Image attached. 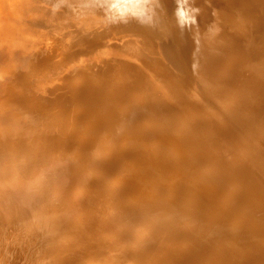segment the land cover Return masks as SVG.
Instances as JSON below:
<instances>
[{"label":"bare ground","instance_id":"6f19581e","mask_svg":"<svg viewBox=\"0 0 264 264\" xmlns=\"http://www.w3.org/2000/svg\"><path fill=\"white\" fill-rule=\"evenodd\" d=\"M72 1L0 0V225L9 224L10 233L19 235L4 238L0 263L40 238L46 256L41 264H264V201L255 195H264L259 180L264 175L249 172L258 161L257 154L251 156L254 144H264V103L258 101H264V0H241L235 7L231 0H196L200 10L209 7V24L201 20L203 12L195 19L194 0H133L144 15L123 18L115 10L104 17L94 8L86 13L82 3ZM233 9L245 25L246 42L236 41L231 29ZM129 32L140 46L129 44ZM200 46L204 50L197 53ZM101 96L114 103L106 105ZM222 104L232 108L220 114L238 129L214 120ZM72 111L84 118L70 120ZM92 118L89 130L84 120ZM66 119L71 127H64ZM232 129L239 132L234 143ZM157 139L158 148L150 145ZM91 142L97 146L89 148ZM168 142L180 154L191 147L188 155L195 160L202 154L213 169L221 165L217 148L230 147L235 168L220 176L223 213L197 223L192 215L164 217L143 207L149 202L143 180L129 178L141 167L136 163L141 149L151 151L154 162L168 153L167 162L178 170L185 166L165 150ZM93 149L97 157L90 160L86 153ZM120 169L122 178L113 181ZM69 188L75 199H91L83 208L95 206L105 214L96 237L89 239L99 227L90 208L59 212ZM231 188L236 195H228ZM33 203L52 210L46 223L37 219L30 227ZM127 226L135 228L133 235L121 232ZM220 236L240 246L208 245Z\"/></svg>","mask_w":264,"mask_h":264},{"label":"rangeland","instance_id":"374dc122","mask_svg":"<svg viewBox=\"0 0 264 264\" xmlns=\"http://www.w3.org/2000/svg\"><path fill=\"white\" fill-rule=\"evenodd\" d=\"M111 1H113L114 3L120 2L119 0H100L99 2H97V0H74V1H72L71 4L73 6L74 5L73 2H75V5H81V3H82L83 6H81L80 9L86 11V13H88V9L94 8L97 11L98 15L104 17V16L109 14L108 12L111 13L112 11H114V10L110 11V5L111 4H109L108 2H111ZM231 1L233 2L234 7L241 4V2H240L241 0H231ZM195 2H196V0H194L195 19L199 15L200 12H203L202 14H203V16L205 15V19L202 18L201 20L205 24H209L210 20H207V18L211 19L212 14H208V16H209L208 17L206 15V11H205V8H207L206 10L209 11V7L206 5L205 7H200L201 9H203V10H200L199 8H197V5H196V3H198V2H196V3ZM201 3H204V2H201ZM229 8H231V7H229ZM208 11H207V13H208ZM232 13H233V21H232L233 25H232L231 29L236 31V33H235V34H237L236 35V41H239V40L244 41L243 39H241V35L244 34V31L242 28H245V25L241 24L238 19H235V17L237 18L238 15L234 9H233ZM222 14H223L222 16L224 17L225 14L224 13H222ZM70 15L73 16V14H71V13H70ZM215 15H216V12H215ZM201 17H202V15H201ZM155 20H158V18H155L154 21L150 22V24L153 25ZM155 32H158V31H155ZM131 35H134V34L131 32L126 34V38L128 40H130L129 44H131L135 47L140 46V44L139 45L136 44L135 38L132 37ZM244 42H246V41H244ZM201 50H204V48H202L201 46L197 47V53H199ZM219 58L222 59V56H219ZM191 59L193 60L192 63L197 65V68H198V61H196V59H194V58H191ZM207 59H209V58H207ZM210 61L213 62V60H210ZM205 64L211 65L212 63L207 62ZM238 65L240 68H243V66H242L243 60L241 61V58L238 60ZM257 66H258V64L255 62H252L250 64L251 68H257ZM195 67H193V68L195 69ZM207 68H208V66H207ZM217 70H218V68L215 69L214 73ZM243 73H245V72H243ZM263 83H264V78H263ZM67 84L63 83V85L61 84L60 86L64 87L62 89H65V90L67 89V91L69 92V95L72 96L71 90H69V87H66ZM72 91H73V93H75L74 90H72ZM196 93L198 94V98L200 99V93H198V92H196ZM105 100L107 101L106 105L114 103V101L109 100L107 97L101 96L100 101L103 102ZM255 100H257V99H255ZM246 101H247V103H249L248 100H246ZM251 101L252 102H250V103L254 104L255 101L253 99H251ZM258 101L261 103H264V101H262V100H258ZM78 102H75V103H78ZM205 103H207V102L205 101ZM233 104H234L233 106L237 105L236 109H238V110L241 109L242 113L246 111L245 109H242L243 107L238 108L237 103H233ZM240 104H242V103H239V105ZM225 107H226V109H228L229 107L232 108L231 106L224 105V104H222L221 106L218 105L215 107V110L213 111L214 120H217L220 122V120H219V117H220L221 119H223L225 121V124L230 123V125H228V126H232V128H237L235 123L232 124L231 121L229 122V119H226L224 116H222L220 114L221 108L223 109ZM249 107H250V105H249ZM238 113L240 115V111H238ZM80 115L79 114L77 115V112L75 113L72 111V115H70L69 118H70V120H71V118H73V121L75 122L79 119L84 118L83 115L81 116L82 118H80ZM105 119H107L106 115H105ZM70 120H68V124L66 122L67 119L65 120L64 127H66V126L71 127V124L73 122L69 123ZM94 121L95 120L93 118L92 119H86V121L84 120L83 126H86L87 129L89 128V130H90V126H87V125H90ZM97 124H99V127H100L101 122H97ZM72 129L73 128H71V130ZM71 130H69V131H71ZM97 130L99 131V129H97ZM75 131H76V129L74 128V130L71 132L76 134L77 131L76 132ZM71 132H69V133L71 134ZM80 135L81 136H79V139L83 140L85 143V140L87 139V135H85L86 136L85 140L83 138L84 136L82 137L83 133ZM99 135H101V134H99ZM237 135H239V132L235 129H232V132H231L232 143H234V139ZM193 136L194 135H192L190 138L192 139ZM81 138H83V139H81ZM80 140H79V142H80ZM96 140L98 141V139H96ZM83 141H81V142L83 143ZM86 142H89V140H87ZM161 142L162 141H159V139H157V140H154L153 142H150V145H152L153 147L157 146V148H158V146L160 145ZM92 143L94 144V142H91V144H89V148H95L97 146V145L96 146L93 145ZM236 144L241 145V144L237 143V141H236ZM164 145L166 146L165 150H167L170 153V155H173L172 153H175L178 157V158L175 157V160L180 159L182 162L180 160L178 162H181L182 164L184 161L185 166L183 168H179V170H178V166H174L173 164H170V162H167L165 158L167 157L168 153L166 154V157L162 155L160 158H158L160 155L157 156L156 162H154L153 158H152L153 153H151V151H150L149 155H148V152L147 153L143 152L144 148L141 149L139 151V153L137 152L138 155L136 157V163H138L141 167L136 168L135 173H133V175L129 178L132 181L135 180V178L137 180V177L139 179L143 180V182H141V185H142L141 188L143 189L145 196L148 198V201H149L148 204L144 205L143 207H145L146 209H150V210L151 209L156 210V212H157L156 214H160L164 217L167 216L168 213H171L175 218L183 216V215L187 218V216L192 215V216H194V218L196 220H198L197 223H200V222L205 221V220L208 221L211 218V216H210L211 214L213 215V214L223 213L227 202L224 201L225 196H226L225 195L226 191L224 190L225 188L223 186L225 183H224L223 179L220 178V176L222 173L225 176L229 175V174H227V172H230L231 171L230 169L235 168V163H233V160L231 159V158H233V156L230 155L231 154L230 147H228V148L224 147L225 149H223V150L217 148L215 154L217 155L216 157H218L217 161H219L221 163V165L218 166V169H213L212 167H210L209 164H206L203 161V157H202L203 155L202 154L199 156L197 154V157H195V160L193 159L192 156L188 155V154H191V151L193 152L191 147L186 148L188 150V152H186L187 150H184L180 154V153L175 152V148L172 145V142H168L167 144H164ZM231 146L233 147V144H231ZM253 148H254V153L253 154L251 153V156L252 155L255 156V154H257L255 157L258 158L257 159L258 161H257V164L255 165V167L252 166L253 169L249 170V172H250V174L253 173V174L259 175L261 177L262 174L264 175V170L262 169L264 166V157H263V155H264V152H263L264 151V144L261 142L258 143V145L254 144ZM86 150H87V148H86ZM118 150L121 153L122 149L118 148ZM107 153H108V151H107ZM196 153H198V152H196ZM196 153H192V154L196 155ZM72 154L71 155L73 157L75 156V160H77V161L81 158V156H79L77 153H72ZM69 155H70V153H69ZM71 155H70V157H72ZM77 155L79 156L78 158H77ZM86 155L89 158L92 157L95 159L97 157L96 156V149H93L89 153L87 151ZM108 156H110V155H107V157L104 156L102 158L103 159L102 161H106L108 159ZM73 157H72V159H73ZM92 158H90V160ZM190 160L195 161L197 163L195 164ZM89 162L92 163L91 161H89ZM84 164H85V166L88 165V163H86V162ZM114 164L117 165L116 163H114ZM81 169H83V167H81ZM116 171H118V170H116ZM121 171H122L121 175H119L120 171H118L119 174L116 172L117 176H115L116 178L113 179V181H117L118 180L117 178H119V179H120V177L122 178V175H123L122 173H124V170L122 169ZM64 178H68V176H66ZM103 178H104V176L103 177L101 176V178L99 177L98 181L102 180ZM124 178H125V176H124ZM61 179L62 178H59L58 182L62 183ZM214 179H216V180H214ZM130 180H129V182H130ZM208 180H211V182H209ZM259 180H260L261 186L264 187V178L261 177V178H259ZM124 181H126V180H124ZM112 185H114V183ZM117 185L118 184L116 183L115 186H117ZM83 189H84V186H83ZM72 190L73 189L69 188L68 192L65 191L63 197L61 198L64 201L61 204V208H59V212L63 213V211H64L68 214L69 213L73 214L75 211L80 209V207H82L83 210H86L88 207L91 209L92 214L95 215V218L98 217L99 224H97L96 226H99L102 215L105 216V214L104 213L99 214V210L97 208H95V206H91L93 204L91 199L90 200L85 199L84 197H82L81 199L79 198V200L75 199V194L72 193ZM104 190L106 191L107 189H104ZM172 192H173V194H172ZM97 193H98V191L94 192L95 196H97ZM73 194H74V197L72 196ZM99 194L101 195V193H98V195ZM155 194H156V196L154 197ZM232 194L236 195L234 193V190H232V188H231L228 191V195L230 196ZM263 194H264V192H263ZM255 195L258 197L257 198L258 200H261L262 202L264 201L263 200L264 195L259 194V193H255ZM51 197H53V196H51ZM97 197H99V196H97ZM83 203L86 205L87 204H91V205L87 206L85 209V208H83L85 205L82 206ZM98 204L100 206L101 205L105 206V204L103 205L100 202H98ZM31 206H32L31 207L32 210H31V213L29 215L30 221H31L30 227L35 222H37V219H39V220L41 219V221L42 220L45 221V218L48 219L47 216L52 210V207L50 208V206H51L50 204L48 206V210L43 208V205L40 206V203H39V205H38V203H36V204L33 203V204H31ZM34 206H37V207L35 208ZM38 206H40V208ZM46 213H48V214H46ZM61 216L62 215H59L58 217H56V219L59 220L60 218H62ZM73 218H74V216H73ZM138 218H139L138 220L141 219L140 216H138ZM186 218L184 220V223L186 221ZM164 219L165 218H162L163 221H165ZM7 220L8 219H6L4 222H7ZM47 222L49 223V220ZM45 223H46V221H45ZM227 224H228V226H230V224H231L230 220ZM8 226H9V224H4L2 226L0 225V246H2V247H3V243H4L3 242L4 238L5 237L8 238L7 235L11 236L10 238H13L15 236H19V235H12L9 231L10 228H8ZM127 227H125L124 230H122L121 232L125 233L127 236L133 235L135 228L132 226H127ZM96 228L94 229V231L92 230L91 235L89 236V239H91L92 236L96 237L95 236V234H97L96 232L100 231V226L96 227ZM185 228H183V229H185ZM118 233L119 232H117V234ZM18 234H19V232H18ZM232 240L233 239L230 237L223 240V238L220 236L219 239H216V240L214 239V240L208 241V245H210V246L213 245L215 247V249L217 247V250H220V248H225V247L226 248L228 247V249L230 250L229 246L235 247V250H236V247L240 246V245L237 244V246H234L233 243H229ZM223 241H225V242H223ZM24 242H25V240H23V243ZM218 242L219 243L223 242V243H221L219 246V245H217ZM243 245H245V244H243ZM0 249H1V247H0ZM209 249L212 252V249L211 248H209ZM1 253L2 252H0V255H1ZM13 254H15V257L11 255L12 257H9L7 260H5V262L7 261L5 264H7V263L8 264H41L43 262V260L46 258L45 251L43 249L40 238H35L33 241L30 242V245L28 247H27V245L25 246V244H24L23 247L20 246L17 249L15 248ZM16 256H17V258H16ZM10 258H14V259L11 260ZM15 258H16V260H15ZM1 259H2V257L0 256V261H1Z\"/></svg>","mask_w":264,"mask_h":264},{"label":"clouds","instance_id":"9594fccd","mask_svg":"<svg viewBox=\"0 0 264 264\" xmlns=\"http://www.w3.org/2000/svg\"><path fill=\"white\" fill-rule=\"evenodd\" d=\"M111 10H115L116 13L122 18L129 13L133 17L143 15L142 5L138 2H133V0H123V2L113 3L110 5V11Z\"/></svg>","mask_w":264,"mask_h":264},{"label":"snow or ice","instance_id":"6c2138e0","mask_svg":"<svg viewBox=\"0 0 264 264\" xmlns=\"http://www.w3.org/2000/svg\"><path fill=\"white\" fill-rule=\"evenodd\" d=\"M180 15H181V16H183V15H184V13H183V12H181V13H180Z\"/></svg>","mask_w":264,"mask_h":264}]
</instances>
